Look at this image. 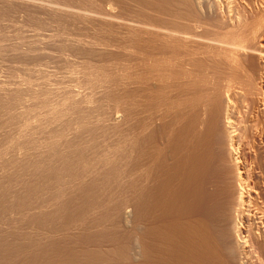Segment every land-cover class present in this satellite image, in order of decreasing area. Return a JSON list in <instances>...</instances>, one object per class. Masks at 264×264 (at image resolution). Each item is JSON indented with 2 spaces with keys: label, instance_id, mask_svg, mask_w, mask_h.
Segmentation results:
<instances>
[{
  "label": "bare ground",
  "instance_id": "bare-ground-1",
  "mask_svg": "<svg viewBox=\"0 0 264 264\" xmlns=\"http://www.w3.org/2000/svg\"><path fill=\"white\" fill-rule=\"evenodd\" d=\"M67 1L0 0L78 86H0V264H264V0Z\"/></svg>",
  "mask_w": 264,
  "mask_h": 264
},
{
  "label": "rangeland",
  "instance_id": "rangeland-1",
  "mask_svg": "<svg viewBox=\"0 0 264 264\" xmlns=\"http://www.w3.org/2000/svg\"><path fill=\"white\" fill-rule=\"evenodd\" d=\"M40 1L43 3H46V2L64 3V1H66V0H40ZM72 1H74V3ZM87 1L83 0V2H82V0H77V2H76V0H71L70 2H72V4H70L69 1H67V2L72 7H74V4H75V8L79 7V8H82V10L85 9V12H89L90 14L91 13L101 14L102 6L104 4L103 0H89V2H92L93 5H92V3L91 4L87 3ZM34 24H32L28 20V17L24 13L17 11V10L6 9L2 12V14H0V86L1 85L3 86L5 84V87L8 88L9 83L11 85L18 83L17 79L12 81L11 78H8V73H9L10 69H12L13 67L15 68V66L18 65L16 58H17V55H19V54L20 55L21 54H25V55L28 54V55H30V56L32 55L34 57L36 56L35 58L36 59L38 58V60H39L38 63L39 62L42 63L41 62L42 60L44 61L42 64L39 63L38 65L37 64L35 65V66H37V67H35V70L37 69V71H39V72H37L34 70L36 74L38 73L37 74L38 79H40L39 76L41 77L40 81L37 80L38 82L41 83L45 79L46 83L48 82V85L50 87H52V89H56L55 86H57L58 90L59 89L60 90L61 89H69V87L73 88V84L75 86H77L75 84V82L73 81L74 79H72L74 77V74H75V73H73L74 71L71 69L72 74H73V77H71L72 74L69 73L70 68L66 67L67 66L66 64L68 63V61L73 57H71V55L66 56L65 53H63L64 54V56H63L62 52H59L60 50L58 51L59 46L57 47V45H59V43H58L59 40L63 36H64L63 38L66 39V40L62 39L63 43H70L72 41L73 43L77 44V40H74L75 35L72 34L73 35L72 37H74V38L71 37V34L67 35V36L62 35L61 37L58 36L57 38H60V39H58L56 42V34L54 36L55 31L53 33V29H51L53 27L49 28V26L46 27L47 25L46 26L43 24L40 25L39 23H34ZM66 37L69 39L71 37L72 40L68 39V41H70V42H68ZM55 42L58 44H56ZM54 43L56 46L54 45ZM29 47H30V51L28 50ZM119 51H121V50H118V52ZM121 52L125 53V51H123V50ZM121 52H120V54H121ZM123 53H122V55H120L121 57L123 56ZM126 53L129 54L128 56L130 59L128 58L127 54L126 55L124 54L125 56H123L121 58V60H119V59L116 60L118 63H115V64L113 63L114 65L108 64L110 67L112 66L111 68H113L115 73H117V72L118 73H124L127 70L131 71V69H132L131 67L133 65L132 60H131V54L128 51H126ZM64 57L65 58L68 57V60L65 59ZM124 57H126V58H124ZM40 59H42V60H40ZM65 60H67V63L65 62ZM73 60H74V58H73ZM73 60L71 59L69 62H73ZM128 62L130 63L131 66H129V64H127ZM59 64H61V65H59ZM63 64L66 65V66L64 65V67H63V68H65V71L62 67H59V66H63ZM38 66H39V68H38ZM114 66H115V68H114ZM66 68H68L67 71H66ZM115 69H117V70H115ZM50 70L53 73H51ZM40 73H42V75ZM46 75H47V77H46ZM42 76L44 77V79L42 78ZM68 77H70V78H68ZM65 78H67V79H65ZM11 81H12V83H11ZM45 81L43 83H45ZM53 87H55V88H53ZM62 87H64V88H62ZM77 89H78V86H77ZM99 94L101 96L100 91H97L95 93V95H97L96 97H98ZM110 105L111 104H109V106ZM2 131L3 130L1 128L0 129V136L2 135L1 134ZM0 145H1V143H0ZM0 148H1V146H0ZM125 222H128V220L124 221L123 223H125ZM125 224H127V223H125ZM57 227H58L57 229L60 230V233H59L60 237L62 235V238H60L58 235L59 231L56 229L57 232L55 234L58 235V236H56L58 241H59V239L60 240L65 239V241H66V238H67L66 235L68 236L67 239L70 240L69 235H73L72 233H75V235H77L78 233L81 232L80 226L78 227L77 225H76V227H77V229L79 228L80 231L76 229L75 225L72 226V228L70 227L72 230L70 228H68L71 231H69L68 229H62L61 228L62 230H64V231H62L59 226H57ZM74 227H75V230L78 231V233L75 230H73ZM61 231H62V234H61ZM68 231L71 233H68ZM65 232H67L68 234L66 233V235H65ZM69 240H67V242ZM129 250H130V252H129L130 256H133V257L137 256V246L135 243L132 242Z\"/></svg>",
  "mask_w": 264,
  "mask_h": 264
}]
</instances>
